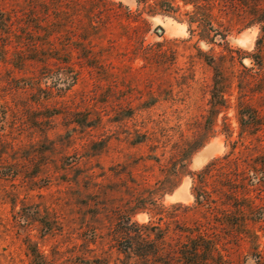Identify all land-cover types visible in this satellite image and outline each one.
Returning <instances> with one entry per match:
<instances>
[{
    "label": "rangeland",
    "instance_id": "374dc122",
    "mask_svg": "<svg viewBox=\"0 0 264 264\" xmlns=\"http://www.w3.org/2000/svg\"><path fill=\"white\" fill-rule=\"evenodd\" d=\"M255 2L0 0V264H126L147 225L264 264Z\"/></svg>",
    "mask_w": 264,
    "mask_h": 264
},
{
    "label": "trees",
    "instance_id": "16d2710c",
    "mask_svg": "<svg viewBox=\"0 0 264 264\" xmlns=\"http://www.w3.org/2000/svg\"><path fill=\"white\" fill-rule=\"evenodd\" d=\"M188 2L191 3V1ZM192 3L195 4L194 1ZM237 8L239 6L233 7L232 11ZM196 9L199 11L197 14L202 20L212 15L210 12L204 11L203 7L196 6ZM241 9H245L242 11L253 15L255 21L263 24L264 31V0H256L254 4L245 5ZM128 12L130 13L129 10ZM224 39L226 40L227 37ZM242 112L249 114V118L254 119L251 110L246 109ZM242 119L244 120V117ZM233 159L240 158H230L229 156L222 158L223 161L229 162ZM196 200L203 207L211 202L204 190L198 193ZM143 229L146 230L148 236L156 231V238L154 240L143 238L144 234L140 230L136 231L135 236H128L129 242L124 249L128 259L126 264H230L223 251L220 250L218 234H208L206 230L201 231L199 228L197 231H182L186 235L173 240L160 227L147 225Z\"/></svg>",
    "mask_w": 264,
    "mask_h": 264
},
{
    "label": "bare ground",
    "instance_id": "6f19581e",
    "mask_svg": "<svg viewBox=\"0 0 264 264\" xmlns=\"http://www.w3.org/2000/svg\"><path fill=\"white\" fill-rule=\"evenodd\" d=\"M184 189H181L180 193L183 191Z\"/></svg>",
    "mask_w": 264,
    "mask_h": 264
}]
</instances>
